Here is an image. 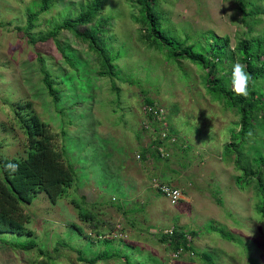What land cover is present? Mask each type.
<instances>
[{
  "label": "rangeland",
  "instance_id": "1",
  "mask_svg": "<svg viewBox=\"0 0 264 264\" xmlns=\"http://www.w3.org/2000/svg\"><path fill=\"white\" fill-rule=\"evenodd\" d=\"M89 1L50 0L40 12L42 0H0V155H25L13 105L29 103L63 132L66 162L75 171L65 197L51 203L39 192L23 205L31 217L25 232H0V264H88L96 256L104 257L96 264H264L252 174L264 159V105L252 116L241 155L226 150L240 129L236 107L208 92L200 65L168 60L144 44L135 0H100L93 23L79 27L99 29L113 59L114 74L99 76L101 61L88 44L56 30ZM155 6L162 28L188 46L206 51L208 38L228 39L218 77L230 78L240 41L264 48V0H156ZM29 14H36L30 29ZM42 71L54 80L56 103ZM239 97L264 103V77ZM144 101L164 109L163 127L175 137L164 144V158L145 162L136 158L150 140L142 129ZM261 174L264 182V164ZM153 178L178 188L184 200L170 204ZM71 199L93 219H79ZM169 230L187 234L189 249L175 250L163 238ZM31 242L28 250L15 246Z\"/></svg>",
  "mask_w": 264,
  "mask_h": 264
},
{
  "label": "trees",
  "instance_id": "2",
  "mask_svg": "<svg viewBox=\"0 0 264 264\" xmlns=\"http://www.w3.org/2000/svg\"><path fill=\"white\" fill-rule=\"evenodd\" d=\"M50 0H42L40 12L46 11ZM139 9V18L136 19L142 27L143 42L149 49L165 51L168 60H187L200 65L206 71L205 86L209 93L219 94L225 98L227 106L236 107L239 116L240 129L232 134V143L226 146L228 151H236L241 155L244 139L251 135L253 129V114L263 107L261 99H244L235 95L230 90V78L218 77V67L227 58L228 39H220L214 36L207 39L209 46L206 51L186 45L162 28L161 17L155 6L156 0H135ZM242 12L244 9L242 6ZM100 10V0H90L85 10L75 19H66L63 24L56 28L70 31L77 39L87 43L91 51L101 61L99 76L114 74L113 59L109 56L106 46L101 41L99 29H91L90 32L80 30L79 27L93 23ZM36 14L28 15V29L32 27V18ZM239 55V62L246 65V71L250 73L252 80L264 77V48L260 43L250 44L245 40L240 41L235 48ZM262 57V61L260 58ZM43 84L53 102L58 101L57 90L51 76L42 71ZM150 102L151 101H147ZM14 106V120L24 135L23 157H6L0 155V232L23 233L30 223V215L25 211L23 205L30 204L34 197L43 192L50 202L55 203L59 198L65 197L68 190L74 184V168L66 162L65 152L61 144L63 132H55L44 123L39 116L31 110L29 103L18 102ZM150 150H142L144 156ZM240 160H236V167L244 177L247 169L240 167ZM7 163L18 164V170L14 173L3 171ZM258 170L254 173L256 186L260 192V203L256 206V212L264 220V182L262 180L261 168L264 164L263 158L256 160ZM251 174V175H252ZM70 203L76 209L77 216L82 221L92 220V214L81 208L79 202L74 199ZM194 234V233H191ZM185 233L173 230L172 234L165 235L166 241L174 244V249H189ZM224 238L229 239L227 233H222ZM21 250H28L35 246L31 242L16 244ZM208 258L207 254H202ZM103 256L88 258V264H96ZM81 261L83 258L79 257Z\"/></svg>",
  "mask_w": 264,
  "mask_h": 264
},
{
  "label": "built area",
  "instance_id": "3",
  "mask_svg": "<svg viewBox=\"0 0 264 264\" xmlns=\"http://www.w3.org/2000/svg\"><path fill=\"white\" fill-rule=\"evenodd\" d=\"M140 112L143 116V132L150 137V140L143 146V150H150L155 154L156 158L162 159L165 157L164 144L166 142L174 143L175 141V137L169 134L170 132L167 128L163 127L166 113L159 105L147 101L142 103ZM136 158L138 160H144L145 162L150 160L152 155L150 152H146L144 156L142 154H137ZM151 183L152 187L162 194L172 205H175L184 199L182 192L178 188L170 186L160 181L158 178H153ZM173 193H179V196H174ZM172 231L173 230H169L166 233L172 234ZM184 236L187 241L190 242L191 238L187 236V234ZM178 250L181 251L183 249L179 248Z\"/></svg>",
  "mask_w": 264,
  "mask_h": 264
},
{
  "label": "clouds",
  "instance_id": "4",
  "mask_svg": "<svg viewBox=\"0 0 264 264\" xmlns=\"http://www.w3.org/2000/svg\"><path fill=\"white\" fill-rule=\"evenodd\" d=\"M252 80L250 73L246 71V65L236 62L232 65L230 75V90L237 96L247 97L249 95V85ZM18 170V164L7 163L3 171L14 173ZM179 196V193H173Z\"/></svg>",
  "mask_w": 264,
  "mask_h": 264
},
{
  "label": "crops",
  "instance_id": "5",
  "mask_svg": "<svg viewBox=\"0 0 264 264\" xmlns=\"http://www.w3.org/2000/svg\"><path fill=\"white\" fill-rule=\"evenodd\" d=\"M143 146H144V145H143ZM143 146H142V149H143ZM141 152H142V151H141ZM183 200H184V199H183ZM183 200H182V201H183ZM49 201H50V200H49ZM51 203H52V202H51Z\"/></svg>",
  "mask_w": 264,
  "mask_h": 264
}]
</instances>
